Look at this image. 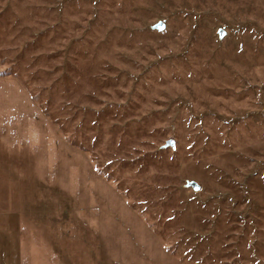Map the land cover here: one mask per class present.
<instances>
[{"label": "rangeland", "instance_id": "rangeland-1", "mask_svg": "<svg viewBox=\"0 0 264 264\" xmlns=\"http://www.w3.org/2000/svg\"><path fill=\"white\" fill-rule=\"evenodd\" d=\"M0 264H264V0H0Z\"/></svg>", "mask_w": 264, "mask_h": 264}, {"label": "water", "instance_id": "water-1", "mask_svg": "<svg viewBox=\"0 0 264 264\" xmlns=\"http://www.w3.org/2000/svg\"><path fill=\"white\" fill-rule=\"evenodd\" d=\"M154 28L155 29H158V30H163L164 29V23L156 24L154 26ZM219 35L220 36H223L224 35V32L220 30L219 31ZM174 144L175 143H174L173 140H169L166 145L167 146H174ZM188 185L191 186L194 190H198L199 189V186H198V184L196 182H189Z\"/></svg>", "mask_w": 264, "mask_h": 264}]
</instances>
